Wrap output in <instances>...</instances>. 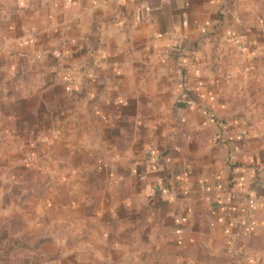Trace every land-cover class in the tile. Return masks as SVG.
Listing matches in <instances>:
<instances>
[{
  "label": "crops",
  "instance_id": "0c3cea01",
  "mask_svg": "<svg viewBox=\"0 0 264 264\" xmlns=\"http://www.w3.org/2000/svg\"><path fill=\"white\" fill-rule=\"evenodd\" d=\"M3 147L109 183L110 217L142 200L188 246L201 210L264 264V0H0Z\"/></svg>",
  "mask_w": 264,
  "mask_h": 264
},
{
  "label": "rangeland",
  "instance_id": "374dc122",
  "mask_svg": "<svg viewBox=\"0 0 264 264\" xmlns=\"http://www.w3.org/2000/svg\"><path fill=\"white\" fill-rule=\"evenodd\" d=\"M28 154L21 167L10 162V149L0 148V264H232L235 251L245 253L224 245L217 229H206L201 206L194 232L199 246H188L187 232L149 229L150 221L164 220L142 200L132 198L129 210L110 217L109 204L119 199L109 198V183L64 182L65 173L73 171L69 164L47 167ZM95 155L85 157L99 159L97 169L104 158ZM87 167L92 168H81ZM136 189L131 185L128 192ZM206 239L212 242L208 248L201 246ZM220 255L224 262L216 259Z\"/></svg>",
  "mask_w": 264,
  "mask_h": 264
},
{
  "label": "trees",
  "instance_id": "16d2710c",
  "mask_svg": "<svg viewBox=\"0 0 264 264\" xmlns=\"http://www.w3.org/2000/svg\"><path fill=\"white\" fill-rule=\"evenodd\" d=\"M188 103V102H186ZM210 120L213 121L214 124H217L218 122L216 121V119L214 117H212L211 115H209ZM216 134V138L218 139L219 137V133H215ZM233 258H234V263L233 264H237V262L240 260L238 257V254H233Z\"/></svg>",
  "mask_w": 264,
  "mask_h": 264
},
{
  "label": "built area",
  "instance_id": "2783aa9c",
  "mask_svg": "<svg viewBox=\"0 0 264 264\" xmlns=\"http://www.w3.org/2000/svg\"><path fill=\"white\" fill-rule=\"evenodd\" d=\"M191 104H192V102H190V105ZM147 152L152 155V160L154 162H156L159 159V157L157 155H154L151 150H147Z\"/></svg>",
  "mask_w": 264,
  "mask_h": 264
}]
</instances>
